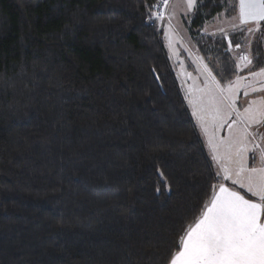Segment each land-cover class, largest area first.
<instances>
[{
    "label": "trees",
    "instance_id": "16d2710c",
    "mask_svg": "<svg viewBox=\"0 0 264 264\" xmlns=\"http://www.w3.org/2000/svg\"><path fill=\"white\" fill-rule=\"evenodd\" d=\"M159 1L0 0V264H170L201 217L219 176Z\"/></svg>",
    "mask_w": 264,
    "mask_h": 264
},
{
    "label": "rangeland",
    "instance_id": "374dc122",
    "mask_svg": "<svg viewBox=\"0 0 264 264\" xmlns=\"http://www.w3.org/2000/svg\"><path fill=\"white\" fill-rule=\"evenodd\" d=\"M194 12L195 7H189L187 0H167L164 9L161 8L159 22L184 99L220 178L225 174V168L235 167L226 147L227 142L238 134V125H232L231 132L227 125L219 126L225 118L224 113L209 107L208 92L210 87L219 82V86L225 90L231 89L230 95L235 94L239 112L243 113L244 108L253 101V110L264 109V74L255 77L251 75V72H258L264 67L262 65L257 68L259 59L255 60L254 54L260 44L264 62V21L242 24L239 18V0H234L202 27L192 26L191 29ZM248 28L254 31L248 32ZM200 35L205 38L202 39ZM208 37L213 40H208ZM237 44L240 46L236 47ZM248 60L252 63L248 64ZM245 91L247 96L244 95ZM230 119H235V116ZM257 164L249 153V167L258 166ZM221 180L232 186L231 181ZM246 194L252 196L251 193Z\"/></svg>",
    "mask_w": 264,
    "mask_h": 264
},
{
    "label": "snow or ice",
    "instance_id": "6c2138e0",
    "mask_svg": "<svg viewBox=\"0 0 264 264\" xmlns=\"http://www.w3.org/2000/svg\"><path fill=\"white\" fill-rule=\"evenodd\" d=\"M166 3L167 0H160L152 7L160 8ZM187 4L198 7V0H187ZM202 6L200 2L199 7ZM152 15L149 11L150 18ZM239 18L244 25L264 21V0H239ZM262 74L264 67L251 72L253 77ZM230 91L217 82L209 89L208 104L224 113L220 127L227 125L231 132L232 125H238V134L226 147L235 167L225 168V174L220 177L231 181L232 187L218 185L219 193L212 196L195 227L189 228L181 238L179 250L170 253V264H264V109L253 110V101L243 113L239 112L235 94L230 95ZM244 95H248L247 91ZM233 116L235 119H230ZM249 153L258 166L249 167ZM159 175L167 184L164 173L161 171ZM245 189L258 199L246 198L242 192Z\"/></svg>",
    "mask_w": 264,
    "mask_h": 264
},
{
    "label": "crops",
    "instance_id": "0c3cea01",
    "mask_svg": "<svg viewBox=\"0 0 264 264\" xmlns=\"http://www.w3.org/2000/svg\"><path fill=\"white\" fill-rule=\"evenodd\" d=\"M257 165H258V164H257ZM218 176H219V175H218ZM220 177H221V176H220ZM221 183L224 184L225 187H230V188L232 187V186L229 185L228 183L222 181L221 178H219V181H218L217 185L215 186V188H214V190H213V193H212V195L210 196V198H209V200H208V203H207L206 207L204 208V210L209 206V202H210L212 196H214V195H216V194L219 193L218 185L221 184ZM242 192H243L244 194L247 193L245 190H242ZM246 198L258 199V198H255V197H253V196H250V195H248V194H246ZM204 210H203V212H204ZM203 212H202V214H203ZM199 219H200V218H199ZM199 219H198V220H199ZM198 220H197V221H196L191 227H195V224L198 222Z\"/></svg>",
    "mask_w": 264,
    "mask_h": 264
},
{
    "label": "built area",
    "instance_id": "2783aa9c",
    "mask_svg": "<svg viewBox=\"0 0 264 264\" xmlns=\"http://www.w3.org/2000/svg\"><path fill=\"white\" fill-rule=\"evenodd\" d=\"M161 8H162V9H164V6H163V7H160V8H158V10L160 11V14H159L160 16H162V13H161ZM164 14H165V13H164Z\"/></svg>",
    "mask_w": 264,
    "mask_h": 264
}]
</instances>
